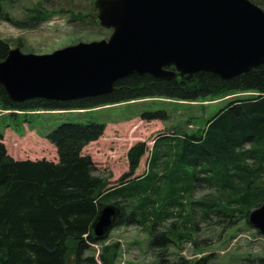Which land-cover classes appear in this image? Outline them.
I'll list each match as a JSON object with an SVG mask.
<instances>
[{"label": "trees", "instance_id": "obj_1", "mask_svg": "<svg viewBox=\"0 0 264 264\" xmlns=\"http://www.w3.org/2000/svg\"><path fill=\"white\" fill-rule=\"evenodd\" d=\"M88 1L93 25L99 26L95 0ZM249 1L264 8L262 0ZM4 11L0 0V19ZM55 14L37 4L23 21L9 22L34 28ZM88 16L72 18L85 22ZM10 49L0 39V62ZM215 98L227 99L195 130L173 127L153 140L149 153L145 143L134 145L127 153L128 172L113 186L96 174L91 157L83 153L102 137L104 124L64 123L43 134L56 149L57 162L15 160L0 133V264H117L121 245L106 244L107 233L101 238L93 234L105 206L116 210L112 228L135 227L149 234V252L159 264H210V256L190 259L180 254L183 244H196L197 223L215 221L226 229L239 222L250 226L249 214L264 203V65L228 80L206 72L170 80L132 75L117 81L109 94L63 102H12L0 86V111L10 112L6 116L15 132L28 124L24 117L31 112ZM166 117L164 110L141 114L148 122ZM185 123L193 125L192 120ZM146 153V171L134 177ZM196 193L202 196L195 200ZM172 248L179 252L176 257Z\"/></svg>", "mask_w": 264, "mask_h": 264}, {"label": "water", "instance_id": "obj_2", "mask_svg": "<svg viewBox=\"0 0 264 264\" xmlns=\"http://www.w3.org/2000/svg\"><path fill=\"white\" fill-rule=\"evenodd\" d=\"M106 40L46 55L10 49L0 86L12 102L73 101L109 94L132 75L170 80L211 73L231 79L264 65V11L249 0H95ZM116 210L105 206L93 226L101 238ZM264 237V203L248 216Z\"/></svg>", "mask_w": 264, "mask_h": 264}, {"label": "rangeland", "instance_id": "obj_3", "mask_svg": "<svg viewBox=\"0 0 264 264\" xmlns=\"http://www.w3.org/2000/svg\"><path fill=\"white\" fill-rule=\"evenodd\" d=\"M37 4L56 11V14L34 28H18L9 22L10 18L23 21L26 11ZM90 5L88 0H4L5 17L0 19V39L8 42L11 49L19 48L23 54L33 55L51 54L78 43L106 40L111 30L93 25ZM259 8L264 11L262 6ZM77 14L89 16L85 22H80L72 18ZM94 14L96 18L97 12ZM227 98L191 104L143 100L86 111L31 112L25 115L28 124L23 125L21 132L13 130V120L5 114L0 117V133L4 134L3 144L10 155L18 159H52L54 148L48 141H43V134L64 123L104 124L102 137L85 147L84 154L91 157L96 174L108 179L113 186L128 172L127 153L134 145L145 143L149 153L153 140L169 133L173 127L195 130ZM161 110L167 115L163 121L141 119L142 113ZM188 120H192V126L186 125ZM7 125L10 128H6ZM41 150H44L42 154L36 153ZM148 153L141 159L134 177L146 171ZM201 196V193H196L194 199ZM149 241V234L138 228L117 227L107 232L105 243L118 242L121 245L117 264H159V260L149 252ZM194 241L195 245H182V256L190 259L210 256V264H264V237L244 222L237 223L232 229H226L215 221L198 222ZM170 252L172 257L179 254L175 248Z\"/></svg>", "mask_w": 264, "mask_h": 264}, {"label": "crops", "instance_id": "obj_4", "mask_svg": "<svg viewBox=\"0 0 264 264\" xmlns=\"http://www.w3.org/2000/svg\"><path fill=\"white\" fill-rule=\"evenodd\" d=\"M42 139H43V141H45L46 143H47V140L45 139V138H43L42 137ZM49 143V142H48ZM94 143V142H93ZM50 144V143H49ZM92 144V143H91ZM51 145V144H50ZM90 145V144H89ZM52 146V145H51ZM53 147V146H52ZM54 148V147H53ZM44 150H41V151H39V152H36V153H38V154H42V152H43ZM53 153H54V155H53V157H52V159H47V158H45V157H41V158H25V159H18V158H16V157H14V156H12V155H10L11 157H13L15 160H29V161H39V160H46V161H51V162H57L58 161V157H57V153H56V149L54 148V150H53ZM83 153H84V150H83Z\"/></svg>", "mask_w": 264, "mask_h": 264}, {"label": "built area", "instance_id": "obj_5", "mask_svg": "<svg viewBox=\"0 0 264 264\" xmlns=\"http://www.w3.org/2000/svg\"><path fill=\"white\" fill-rule=\"evenodd\" d=\"M8 113H10V112L9 111H4V112L0 111V114H8ZM16 113H19V112H16Z\"/></svg>", "mask_w": 264, "mask_h": 264}]
</instances>
